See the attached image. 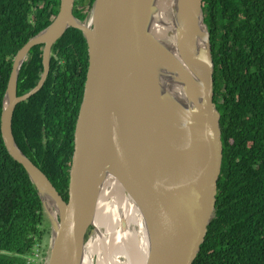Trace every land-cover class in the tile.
I'll list each match as a JSON object with an SVG mask.
<instances>
[{
  "label": "water",
  "instance_id": "95a60500",
  "mask_svg": "<svg viewBox=\"0 0 264 264\" xmlns=\"http://www.w3.org/2000/svg\"><path fill=\"white\" fill-rule=\"evenodd\" d=\"M73 5L59 0L53 19L16 51L1 99L2 142L48 222L47 252L37 264H82L107 176L118 178L142 216L144 264H191L214 216L222 151L202 0H169L167 16L157 0H93L81 19ZM70 27L85 40L87 66L64 200L15 143L11 118L44 83L51 47ZM35 45H42L40 77L17 95Z\"/></svg>",
  "mask_w": 264,
  "mask_h": 264
},
{
  "label": "trees",
  "instance_id": "16d2710c",
  "mask_svg": "<svg viewBox=\"0 0 264 264\" xmlns=\"http://www.w3.org/2000/svg\"><path fill=\"white\" fill-rule=\"evenodd\" d=\"M92 1L74 0L73 14L83 18ZM58 2L0 0V111L14 54L53 19ZM202 10L222 151L214 216L191 264H264V0H202ZM41 48L29 50L17 95L39 79ZM86 66L85 40L67 28L51 47L44 83L11 118L15 143L64 200ZM48 230L33 185L0 136V264H32L26 257L41 251Z\"/></svg>",
  "mask_w": 264,
  "mask_h": 264
},
{
  "label": "bare ground",
  "instance_id": "6f19581e",
  "mask_svg": "<svg viewBox=\"0 0 264 264\" xmlns=\"http://www.w3.org/2000/svg\"><path fill=\"white\" fill-rule=\"evenodd\" d=\"M168 3L169 0H157L160 15L167 16ZM93 222L98 230L85 244L82 264H144L146 235L142 216L118 178L104 179Z\"/></svg>",
  "mask_w": 264,
  "mask_h": 264
},
{
  "label": "rangeland",
  "instance_id": "374dc122",
  "mask_svg": "<svg viewBox=\"0 0 264 264\" xmlns=\"http://www.w3.org/2000/svg\"><path fill=\"white\" fill-rule=\"evenodd\" d=\"M87 229H88V228H87ZM48 232H49V230H48ZM86 232H87V231H86ZM92 234H93V229H92V227L90 226V229H89V231H88L86 237L88 238V236H89V235L91 236ZM90 236H89V237H90ZM48 237H49V233H47V235L45 236L44 242L41 244V251H40V248H36V249H37V257H36V260H35V261H38L39 257L43 258L44 255H45V251L47 252V241H48ZM42 249L44 250V254L42 253ZM34 252H35V250H34ZM34 252H33V253H34ZM35 253H36V252H35ZM92 257H93V259H95V255H93Z\"/></svg>",
  "mask_w": 264,
  "mask_h": 264
},
{
  "label": "built area",
  "instance_id": "2783aa9c",
  "mask_svg": "<svg viewBox=\"0 0 264 264\" xmlns=\"http://www.w3.org/2000/svg\"><path fill=\"white\" fill-rule=\"evenodd\" d=\"M35 252L33 253V255L31 254L30 256L26 257L27 261L32 262V264H37V261H35L37 257V249H35Z\"/></svg>",
  "mask_w": 264,
  "mask_h": 264
},
{
  "label": "flooded vegetation",
  "instance_id": "af4514ba",
  "mask_svg": "<svg viewBox=\"0 0 264 264\" xmlns=\"http://www.w3.org/2000/svg\"><path fill=\"white\" fill-rule=\"evenodd\" d=\"M50 55H51V51H50ZM49 62H50V60H49ZM41 71H42V69H41ZM35 84H36V83H35ZM35 84H34V85H35Z\"/></svg>",
  "mask_w": 264,
  "mask_h": 264
}]
</instances>
